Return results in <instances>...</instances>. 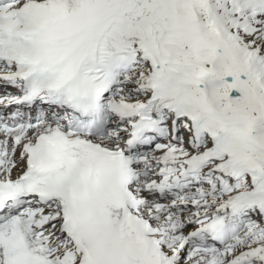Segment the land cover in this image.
I'll return each instance as SVG.
<instances>
[{"label": "snow or ice", "instance_id": "snow-or-ice-1", "mask_svg": "<svg viewBox=\"0 0 264 264\" xmlns=\"http://www.w3.org/2000/svg\"><path fill=\"white\" fill-rule=\"evenodd\" d=\"M0 264H264V0H0Z\"/></svg>", "mask_w": 264, "mask_h": 264}]
</instances>
